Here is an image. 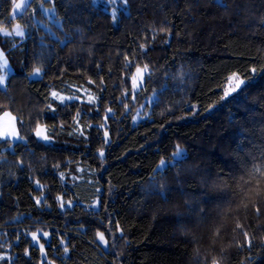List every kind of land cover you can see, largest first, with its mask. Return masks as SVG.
<instances>
[{
  "label": "trees",
  "instance_id": "16d2710c",
  "mask_svg": "<svg viewBox=\"0 0 264 264\" xmlns=\"http://www.w3.org/2000/svg\"><path fill=\"white\" fill-rule=\"evenodd\" d=\"M12 3L0 113L23 141L0 142V264H264V0Z\"/></svg>",
  "mask_w": 264,
  "mask_h": 264
},
{
  "label": "rangeland",
  "instance_id": "374dc122",
  "mask_svg": "<svg viewBox=\"0 0 264 264\" xmlns=\"http://www.w3.org/2000/svg\"><path fill=\"white\" fill-rule=\"evenodd\" d=\"M31 0H15V3H20L22 5V9L21 10H16L14 8V0H13V3H12V6H11V12H10V18L11 19H15L17 16H19L24 10L25 8L29 5V2ZM123 3L125 0H122ZM46 13V15H48L50 18L53 17L54 15V12H53V8L51 6H47L43 9ZM19 26V29L21 31H23V33H25V30L23 27H21L16 21L13 22V24L11 25L10 28L8 27H1L0 28V36H4V37H12V36H15V37H18V38H21L23 36H20V35H17L16 34V31H17V27ZM3 30H7V32L11 33L10 35H5L4 34V31ZM37 68L33 69L32 71H30L27 76L29 79H37L40 77V72L39 74H36L35 73V70ZM14 72V69L12 67V65L10 64V62L8 61V59L6 58L5 54L3 53L1 47H0V78H3V83L0 84V87L1 88H4L7 84V79H8V76ZM135 77H137V80H136V84H138L139 86L137 87L136 84L133 83V78H132V88H133V91L137 90L142 84H143V81H144V74H143V79L142 81L140 80L139 76H137V72H135L134 74ZM133 76V77H134ZM235 77L236 79H231L230 78H233ZM236 80H241L243 81V83L240 84V87L237 88L235 91H231L229 95L225 96V92L228 91V89L230 87H235V83H236ZM245 84V81L241 78H239L236 74H232L230 77H229V80L227 81V83L225 84V87H224V93H223V98H227L228 96L234 94L235 92H237L243 85ZM64 99L66 100H70L71 97H67V96H64L63 97ZM5 113H9L10 115L9 116H5L4 114ZM145 114H140V113H136L135 116H134V121H138L140 120L141 118L144 117ZM13 117H15L12 113H10L9 111H4L2 113H0V132H3L5 131V129L7 130H11L12 129V126L14 124L15 126V131L17 133V135L15 136H12V135H8V136H0V142L2 141H9V144L5 147L11 149L13 144L14 143H17V142H20V141H23V138L20 136V133H19V130H18V127H17V122H16V118L15 120L13 121ZM40 132L41 134L40 135H37V132ZM34 135L37 139L43 141V142H50V139H49V136L47 135V131H46V128L44 125H37L35 131H34ZM46 137V138H45ZM180 150L182 152V157L185 156V150L182 148V147H178L172 154L171 158L169 159H162L156 166L155 169H162L163 167L165 166H162V162L167 166L169 164H172L173 162H175L176 160L182 158H177L176 157V153L177 151ZM82 173L81 172V176H82ZM90 206L92 208H97L98 207V201L97 200H94ZM34 242H37V240H35Z\"/></svg>",
  "mask_w": 264,
  "mask_h": 264
},
{
  "label": "snow or ice",
  "instance_id": "6c2138e0",
  "mask_svg": "<svg viewBox=\"0 0 264 264\" xmlns=\"http://www.w3.org/2000/svg\"><path fill=\"white\" fill-rule=\"evenodd\" d=\"M110 2H111V3H115V0H110ZM125 2H126V0H125ZM14 8H15L16 10H21V9H22V5H21L20 3H15V0H14ZM3 31H4V34H5V35H10V34H11V33L7 32V30H3ZM16 34H17V35H20V36H23V35H24L23 31H21V30L19 29V26L17 27ZM147 70H148V66H147V65H144L143 68L137 67V69H136L137 76H139V78H140L141 81H142V79H143V74H144L145 72H147ZM39 72H40V69H36V70H35V73H36V74H39ZM231 79H236V78L233 77V78H230V80H231ZM136 80H137V77L134 76V77H133V83H134V84H136ZM2 83H3V78H0V84H2ZM241 83H243V81H241V80H236L235 87H230V88L228 89V91L225 92V96L229 95L231 91H235L237 88H239ZM136 86L138 87L139 85L136 84ZM52 95H53V97H56L57 99H60L61 101L64 99L63 97H59V96L57 95V93H55V92H53ZM109 111H111V110L109 109ZM4 115H5V116H9L10 114H9V113H5ZM12 119H13V121H14V120H15V117H13ZM40 134H41V133L38 131V132H37V135H40ZM8 135H12V136L17 135V133H16V131H15V126H14V124H13L12 129H11L10 131L7 130V129H5V131L0 132V136H8ZM45 138H46V137H45ZM175 155H176L177 158H180V157H182V152H181L180 150H178L177 153H176ZM162 166H166V165L162 162ZM256 211L259 212V208H257ZM237 227L239 228V227H241V225L238 223V224H237ZM32 235H33V240H34V241L38 239L36 233H33ZM44 235L47 236V233H44ZM97 235H98V239H99L102 243H105V244H106V240H105V236H104V234H103V233H98ZM245 235H246V234H245ZM41 248H43V245H41ZM65 251H67V249H65ZM213 264H217V262H216V261H213Z\"/></svg>",
  "mask_w": 264,
  "mask_h": 264
}]
</instances>
